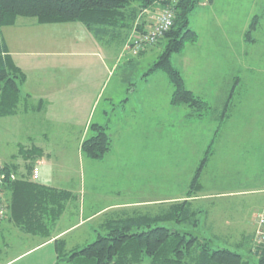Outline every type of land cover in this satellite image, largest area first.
I'll list each match as a JSON object with an SVG mask.
<instances>
[{
    "label": "rangeland",
    "instance_id": "obj_1",
    "mask_svg": "<svg viewBox=\"0 0 264 264\" xmlns=\"http://www.w3.org/2000/svg\"><path fill=\"white\" fill-rule=\"evenodd\" d=\"M232 4L236 14L240 12L239 16L243 18L246 14L248 17V11L250 12L252 8L258 11L257 29L251 32V36L252 39L257 40L256 50L263 54L264 0H234ZM232 4L227 8L225 7L227 4L216 5V9L211 11L199 5L190 16V29L203 39L222 34L246 36L250 25L245 29L242 22L225 25L216 20V17L222 19L224 15L221 10L224 7L226 10L232 9ZM158 8L159 6L156 5L152 11L146 12L142 21L151 20ZM234 20L236 21L235 18ZM20 21V30L14 32L10 28H3L4 37L12 42L14 48L21 50L20 53H37L42 57L61 53L64 59H69L67 55L72 52L78 36L73 26L81 24L41 25L30 18H22ZM28 24L33 26L22 29ZM117 44L116 46L121 45L120 42ZM192 44L188 43L183 52L174 55L172 61L176 66L178 59L185 54L181 62L188 66V70L194 69L193 62L191 65L190 62L198 58L197 54L190 52V48H193ZM125 45L127 51L130 50L129 46ZM165 45L163 41L153 47L149 46L152 48L147 47L149 49L143 54L144 57L141 58L139 65L127 67L149 71L163 52ZM108 47L110 51L115 49L114 45ZM130 54L134 55L132 52ZM120 62V70L114 69L115 74L112 73L113 77L108 80L97 108L99 111L97 114L103 109L109 112L110 119L118 130V135L112 139V146L115 143V152L106 155L102 160L86 159L77 152L78 146L74 149L71 146L75 143V138L67 137V140L63 141L65 146L60 148V151L64 155L61 156L64 163H68L69 171L56 174L61 176L60 186L63 187L70 185L68 178L72 180L71 184H77L72 189L77 188L82 181L87 213L109 205H126L108 209L107 213H102V216L93 219L91 224L64 238V251L66 252L70 243L83 242L82 247H84L94 242L99 234H105L99 225L108 217L157 213L161 209H168L172 204L188 200L192 201L194 207L202 209V214L200 225L196 228L186 227L187 230L210 241L212 249L227 248L240 253L246 259L251 258L256 261L253 249L261 238V232L264 231V74L262 72L264 56L254 62L255 70L251 74L243 76L233 101L230 118L223 122L213 116V111L202 119L188 117L190 109L187 106H175L171 103L174 89L168 77L163 72H157L153 77L162 74L166 79L152 77L154 80L149 82L159 85L161 91L158 92L157 97L152 92L151 95H144L142 91L149 85L141 80L136 81L141 92L133 95L127 106L131 122L125 129L119 126V114L122 110L117 107L124 94L122 90L118 93L120 75L126 68L124 61ZM63 64L60 70L68 67L65 62ZM45 74L53 78L54 85H64L65 77H68L67 73L56 70H46ZM186 78L187 88H191L190 90L197 96L207 100L214 110L218 98L214 90L218 85L200 86L192 82L187 75ZM68 79H72V76ZM134 83L135 81H132V84ZM110 103L116 104V107ZM30 105L37 106V101L30 100ZM20 107L23 109V105ZM219 124L221 131L216 134ZM27 125L34 132L39 127L36 121L29 125L24 123L21 117L0 118V156L7 162H16L13 155L20 160L19 146L22 143L25 145L23 139ZM43 129L50 130L46 125H42L39 130ZM63 130H65L63 127L60 128V131ZM73 132L72 134L77 137L78 129ZM42 144L54 147L57 143L51 140ZM209 146L213 154L202 172L203 191L188 198L187 187ZM147 198H151L152 201L131 204ZM75 208L79 209V201L73 204V207L69 206L66 216L55 224L63 227L76 222L78 213ZM166 226L177 227L173 223H167ZM84 237L87 241L83 239ZM61 264L70 263L64 261ZM143 264H148V261Z\"/></svg>",
    "mask_w": 264,
    "mask_h": 264
},
{
    "label": "trees",
    "instance_id": "obj_2",
    "mask_svg": "<svg viewBox=\"0 0 264 264\" xmlns=\"http://www.w3.org/2000/svg\"><path fill=\"white\" fill-rule=\"evenodd\" d=\"M199 3L200 0H181L175 5L174 25L158 42L164 41L165 48L144 76L163 72L174 89L171 103L187 106L190 109L188 117L202 119L213 111V116L223 122L230 118L233 92L223 109L213 110L207 100L187 88L182 72L172 61L174 55L183 52L188 43L198 41V34L190 29L189 24L190 16ZM165 4L163 0H0V118L18 115L21 105L27 112H39L42 108L41 101L37 106H31V96L23 92L27 76L12 59L2 34L3 28L16 25L20 18L35 19L41 25L81 23L98 41L113 45L125 38L130 40L129 35L133 31L142 33L145 13L152 11L156 5ZM258 21L259 16H255L250 23L245 36L247 41L254 40L251 32L257 29ZM90 129L93 134L82 143V153L87 159L102 160L112 149L108 128L93 123ZM220 131L219 124L216 134ZM210 150L211 146L187 187L188 198L203 191L201 177L213 154ZM38 152L41 150L35 146H19V156L28 162L29 170L33 167L31 161L41 156ZM1 173L4 174L2 192L11 196L6 207L10 219L28 233H48L73 195L21 178L14 162H2ZM201 214L202 209L186 200L157 213L108 217L99 226L105 234H99L91 244L65 252L64 239L57 240V264L64 261L70 264H143L146 261L148 264H264V237L260 236L253 249L256 258L253 261L227 248L212 249L210 241L187 230L186 227L200 225ZM165 223H173L177 227L166 226Z\"/></svg>",
    "mask_w": 264,
    "mask_h": 264
},
{
    "label": "crops",
    "instance_id": "obj_3",
    "mask_svg": "<svg viewBox=\"0 0 264 264\" xmlns=\"http://www.w3.org/2000/svg\"><path fill=\"white\" fill-rule=\"evenodd\" d=\"M232 2L234 0H210L208 5L202 7L211 11L216 9V5L227 4L225 6L227 8ZM225 7L221 10L224 15L222 19L216 17L219 23L225 25H235L237 22H242V26L244 25L245 29H247L252 18L259 15L258 11L252 8L250 12L248 11V17H246V14L243 18L239 16L240 12L236 14L234 4H232V9L226 10ZM20 20L22 18L18 19L16 25L6 28H10L13 31L20 30ZM68 24L74 25L76 23ZM32 26L28 24L22 27V29H28ZM73 29L78 36L75 39L72 52L67 55L69 57L68 60L64 59L61 53H52L50 55H44L43 57L38 56L37 53H20L19 51L21 50L14 48L12 42L7 40L3 35L12 59L27 76V80L23 85V92L30 95L31 100L37 101V104L39 101L42 102L41 111L27 112L26 108L23 107L18 115L12 117L13 119L21 117L24 123H29V125L33 121L39 124L38 130L35 132L27 125V131L23 139L25 145L23 143L20 145L25 147L35 146L42 152V154L38 152L41 155L39 158L31 161V165L33 166L31 170L27 168L28 162L24 158L21 157L20 160L16 158V162L14 163L18 167V175L21 178L23 177L44 187L65 190L73 195L72 199L67 202L64 213L56 221V224L66 216L69 206L73 207V204H77L78 201L79 209L77 210L75 208L78 213V220L76 222L69 225L66 224L63 227H58V225L53 224L46 234H34L22 230L10 219L7 210L3 220L0 221V264H57V240L64 239L78 229L91 224L93 219L102 216V213H107L106 211L108 209L126 205H109L87 213L85 207L86 201L83 197L84 184L82 181L79 182L78 187L75 189H72V187L77 184H71L72 180L70 178H68L69 186H60L61 176L56 173L69 171L68 163H64V159L61 158L64 155L61 154L60 148L65 146L63 141H66L67 137L73 136L75 143L71 144V146L73 149L78 146V149H76L77 152L84 157L81 146L84 140L90 134H93L90 129L93 123L107 126L111 139H114V136L118 135V130L113 125L109 112L103 109V111L97 114L99 112L97 108L108 80L113 77L112 73L115 74L114 69L120 70L121 60L124 61L126 68L121 71V80L118 84L120 88L118 93L120 90L124 92L120 103L117 105L122 110V113L119 114L120 128L125 129L130 125L131 115L127 112V106L130 104L133 95L141 92L136 81L141 80L149 85L148 88L143 89L142 92L144 95H151L150 93L152 92L157 97L158 92L161 91L159 85H154L149 82L154 80L153 78L166 80L162 74L153 77L157 72L146 77L144 76L147 72L146 70L143 71L139 68L127 67L129 65H139L141 58L144 57L143 54L153 46L147 48L140 55H131L129 50L127 51L126 49L125 44L128 42L125 38L120 42L121 45L119 46H116L118 44L114 43L115 49L110 51L108 46L111 44L98 41L83 24L74 25ZM133 34L134 31L130 33L129 37L132 38ZM255 45H257L256 38H254V41H247L244 34L240 37L230 36L228 34L214 35L208 36L205 39L198 35V41L192 44L193 48H190V52L195 55L197 54L198 58L190 62V65L193 62L194 69L188 70V66L181 62L185 58V54L183 53L182 57L178 59L179 66L177 65V67L182 72L186 86H188L186 75L192 82H196L200 86L208 87L210 84L218 85L216 90H214L218 97L216 108L223 109L227 100L231 97L232 92L234 94L233 101L235 100L243 76L251 74L255 70L253 66L254 62L259 60L261 56H264V53L262 54L261 51L256 50ZM48 57L51 59H44ZM64 62L68 64V67L60 70L59 68L64 65ZM46 70L67 73L66 75L68 77L72 76V79L65 77L64 85H54L52 83L54 82L53 78L45 74ZM262 72L264 74V71ZM61 76L63 79V75ZM131 79L135 81L134 84H132ZM109 99L111 100L112 98ZM111 105L116 107L114 103ZM42 125H46L50 130H39ZM62 127L65 130L60 131ZM75 129H78L79 132L77 137L72 134ZM51 140L57 143L54 147L42 144ZM53 144L54 142H52ZM114 146L115 143L108 154L115 152ZM14 156L12 157L14 158ZM0 161L8 163L1 156ZM10 198V193L6 192L3 194L6 207ZM151 201V198H147V200L142 199L131 204H144ZM83 239L87 241L85 237ZM83 244V242L80 244L78 242L74 244L70 243L67 251L82 248Z\"/></svg>",
    "mask_w": 264,
    "mask_h": 264
},
{
    "label": "built area",
    "instance_id": "obj_4",
    "mask_svg": "<svg viewBox=\"0 0 264 264\" xmlns=\"http://www.w3.org/2000/svg\"><path fill=\"white\" fill-rule=\"evenodd\" d=\"M163 1L166 4L159 6L151 20L145 22L144 31L142 33L134 32V36L128 41L129 51L134 55L140 53L145 47L156 45L173 27L176 18L175 5L181 0ZM209 3L210 0H200L199 4L206 6ZM1 172L2 162L0 161V221L3 220L7 211L2 192L4 174ZM261 237H264V232H261Z\"/></svg>",
    "mask_w": 264,
    "mask_h": 264
}]
</instances>
